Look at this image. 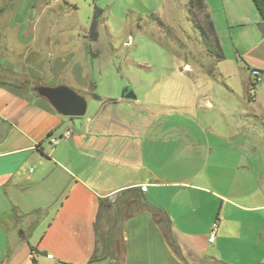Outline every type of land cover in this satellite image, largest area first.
<instances>
[{
  "label": "crops",
  "instance_id": "crops-1",
  "mask_svg": "<svg viewBox=\"0 0 264 264\" xmlns=\"http://www.w3.org/2000/svg\"><path fill=\"white\" fill-rule=\"evenodd\" d=\"M19 1L7 2L11 19L0 24V264H264V95L208 101L198 131L175 134V118L147 115L138 97L97 102L90 92L92 47L62 18L84 6L92 15L97 3ZM205 4L223 51L232 28L247 30L251 46L237 54L249 84L258 70L264 88V19L254 1ZM61 87L90 99L84 116L62 115L43 93ZM103 202H116L119 223L98 255Z\"/></svg>",
  "mask_w": 264,
  "mask_h": 264
},
{
  "label": "rangeland",
  "instance_id": "rangeland-1",
  "mask_svg": "<svg viewBox=\"0 0 264 264\" xmlns=\"http://www.w3.org/2000/svg\"><path fill=\"white\" fill-rule=\"evenodd\" d=\"M8 1L0 0V5H4L0 7V24L11 19V11L6 10ZM41 1L22 0L17 4L23 7ZM95 3L98 5L93 6ZM60 4L71 8L67 2ZM91 5L95 7L92 15L84 6L78 14L63 16L62 20L68 23V33L73 35L76 31L88 37L94 60V84L90 92L107 98L95 97L97 102L113 103L131 87L143 102V109L150 111L147 115H157L163 122L166 117L173 116V132L178 134L185 129L198 131L197 118L204 115L202 108L208 101L214 106L238 98L252 101L249 100L252 99L248 80L250 66L236 49L241 52L242 48L251 46L246 43V29H231L235 38H223L226 58L218 60L203 42L204 14L190 7L189 0H175L169 5L161 0H93ZM99 10H102L100 14ZM75 23L77 28H74ZM3 30L0 27L1 38ZM187 66L192 71L180 73ZM202 69L207 74H203ZM261 84V81L257 83L255 89L263 96L264 88L259 89ZM179 116H188L190 121H183ZM109 204L112 207L99 219L98 255L104 254L103 240L115 225L116 202Z\"/></svg>",
  "mask_w": 264,
  "mask_h": 264
},
{
  "label": "trees",
  "instance_id": "trees-1",
  "mask_svg": "<svg viewBox=\"0 0 264 264\" xmlns=\"http://www.w3.org/2000/svg\"><path fill=\"white\" fill-rule=\"evenodd\" d=\"M253 1H254L255 5H256L258 11L260 12L261 16L264 19V0H253ZM189 5L192 8L196 7L197 10L200 13L204 14V19H205V25L206 26L203 25L201 30H202V37L204 39L203 42H204V45L207 48V51L211 55L215 56L218 60H223L225 58L224 51H223L222 46L220 44V41H219V38H218V35H217V31H216V27H215L213 21L211 20L210 15L207 12V7H206V4H205V0H189ZM101 11L102 10H99V14L101 13ZM97 17H99V16H97ZM259 72L262 75V72L261 71H259ZM259 82L260 81H253L252 80L251 83H250V89L252 88V89H254L256 91V89H255L256 88V84L259 83ZM146 204L149 207V209L154 213L155 217L158 214L163 213L162 210L150 205L149 203H146ZM111 207H112V205L107 204L106 202H103V208H102L103 212L107 208H111ZM114 222H115L114 223L115 225L119 222V219L117 217V211H116V217H115ZM98 227H99V225H98ZM113 227H111V229ZM110 230L108 231V233L110 232ZM108 233H107L105 239L103 240L104 241V244H103L104 245V249H107V246H108V240H109L108 239V237H109ZM171 244H172L174 250L178 253L179 252V248L177 247L176 243L171 241ZM96 259H97V257L95 256L93 258V261H96ZM33 263L34 264H38L36 259L33 260ZM115 264H121V263L119 261H116ZM205 264H226V263L222 262V261H217L215 259H212V260H208L207 259L205 261Z\"/></svg>",
  "mask_w": 264,
  "mask_h": 264
},
{
  "label": "water",
  "instance_id": "water-1",
  "mask_svg": "<svg viewBox=\"0 0 264 264\" xmlns=\"http://www.w3.org/2000/svg\"><path fill=\"white\" fill-rule=\"evenodd\" d=\"M258 28L264 33V22L258 25ZM43 93L55 103L59 112L66 117H82L86 114V100L67 87L44 89ZM121 97L126 100H137V95L131 87H127Z\"/></svg>",
  "mask_w": 264,
  "mask_h": 264
},
{
  "label": "built area",
  "instance_id": "built-area-1",
  "mask_svg": "<svg viewBox=\"0 0 264 264\" xmlns=\"http://www.w3.org/2000/svg\"><path fill=\"white\" fill-rule=\"evenodd\" d=\"M251 73H252L251 75L253 77V81H261L262 75L260 74V72L258 70H252ZM250 94L254 98L256 96V91L251 88L250 89ZM72 135H73V131L72 130H67L61 137H58V138L57 137H53V138H51V143L53 145H57L60 139L69 138ZM218 226H219V224L217 222L213 225L212 232H211V235L209 237V242L210 243H213V241H214V239L216 237Z\"/></svg>",
  "mask_w": 264,
  "mask_h": 264
}]
</instances>
